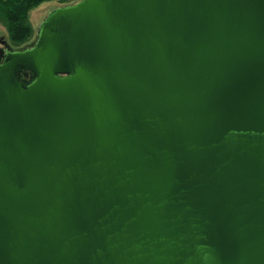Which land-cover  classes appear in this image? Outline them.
<instances>
[{"label": "water", "instance_id": "1", "mask_svg": "<svg viewBox=\"0 0 264 264\" xmlns=\"http://www.w3.org/2000/svg\"><path fill=\"white\" fill-rule=\"evenodd\" d=\"M0 264H264V0H82L6 55Z\"/></svg>", "mask_w": 264, "mask_h": 264}, {"label": "trees", "instance_id": "2", "mask_svg": "<svg viewBox=\"0 0 264 264\" xmlns=\"http://www.w3.org/2000/svg\"><path fill=\"white\" fill-rule=\"evenodd\" d=\"M46 1L51 0H0V24L5 28L12 47L19 48L31 40L33 30L28 13Z\"/></svg>", "mask_w": 264, "mask_h": 264}, {"label": "rangeland", "instance_id": "3", "mask_svg": "<svg viewBox=\"0 0 264 264\" xmlns=\"http://www.w3.org/2000/svg\"><path fill=\"white\" fill-rule=\"evenodd\" d=\"M81 0H51V1H46L38 5L37 7L33 8L31 11L28 13V21L29 24L33 30V36L31 40L27 43H33L35 38H36V33L37 30L40 26V24L44 21V19L49 15L50 12L53 10L63 8V7H68L77 4ZM0 38H3L9 45L8 37H7V32L5 28L0 24ZM25 44V45H27ZM23 45V46H25ZM11 46V45H10ZM21 46V47H23ZM12 47V46H11ZM19 47V48H21ZM14 48V47H12ZM17 49V48H14Z\"/></svg>", "mask_w": 264, "mask_h": 264}, {"label": "flooded vegetation", "instance_id": "4", "mask_svg": "<svg viewBox=\"0 0 264 264\" xmlns=\"http://www.w3.org/2000/svg\"><path fill=\"white\" fill-rule=\"evenodd\" d=\"M34 42H35V40H34ZM34 42L30 43V44H27V45H25V46H23L21 48L14 49L3 38H0V63H2L4 61L6 55H8L9 53H12V52H15V51H26V50H29L30 48L33 47ZM22 77H23V79L27 80V79H29V74H25Z\"/></svg>", "mask_w": 264, "mask_h": 264}]
</instances>
